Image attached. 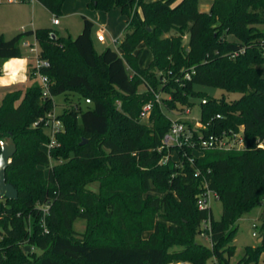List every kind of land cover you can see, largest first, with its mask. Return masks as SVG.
<instances>
[{
    "label": "trees",
    "instance_id": "trees-1",
    "mask_svg": "<svg viewBox=\"0 0 264 264\" xmlns=\"http://www.w3.org/2000/svg\"><path fill=\"white\" fill-rule=\"evenodd\" d=\"M37 1L59 16L67 0ZM87 5L102 12L120 9L126 18L116 50L106 47L98 54L95 23L87 17L76 38L51 28L21 31L11 40L0 36V64L29 57L32 82L0 100V142L11 137L17 145L7 182L19 192L18 200L0 202V264H211L214 259L230 264L238 221L263 206L256 227L261 242L247 247L238 262L259 264L264 0H213L208 12L200 11L199 0H89ZM30 37L50 62L43 70L49 96L35 79L33 57L22 50ZM142 46L152 54L146 67L140 63ZM201 87L240 98H215ZM152 90L162 93L161 102ZM62 94L61 147L49 154L48 131L34 123L54 111V97ZM197 98L205 128L179 119L192 129L195 145L167 149L163 139L174 121L167 112L183 114ZM149 102L146 122L142 112ZM241 127L244 149H200V137L237 133ZM208 191L223 203L220 220H214L211 207L198 204ZM45 203L51 204L48 233L38 207ZM80 219L84 232L74 228Z\"/></svg>",
    "mask_w": 264,
    "mask_h": 264
},
{
    "label": "rangeland",
    "instance_id": "rangeland-1",
    "mask_svg": "<svg viewBox=\"0 0 264 264\" xmlns=\"http://www.w3.org/2000/svg\"><path fill=\"white\" fill-rule=\"evenodd\" d=\"M213 0H199V9L201 11V7H204L207 4H212ZM84 3V6H87L89 0H72L71 4H68L66 10L63 9V12L59 16H55L51 14L46 8L41 6L38 1L33 2L34 5H37L39 11L36 13V19H33V11L31 9L33 3L32 2H15L9 3L8 0H2L0 2V36H3L7 40H11L14 38L19 32L26 31V30H36L38 28H51L57 32V34L61 37H72L76 38L84 28V20L83 16H87L90 18L86 13L77 12L78 6L80 3ZM90 9V8H89ZM66 11V12H65ZM97 11V10H96ZM203 12H208L203 11ZM88 13V12H87ZM105 15L104 17L109 22H111L113 27L118 26L119 22L122 23V17L116 16L114 12H103ZM117 17V19H115ZM54 18L60 20V26H54L52 24ZM124 25H122L123 27ZM95 30L93 32V35ZM124 37V36H123ZM27 40L28 42L34 44L37 48H39L38 43L35 40V37H30ZM187 41V40H186ZM94 46L98 54H101L106 47H111L114 50L117 49V46H114L111 43H108L107 46L100 44L97 40L94 39ZM143 53L141 56V64H147L150 60L149 50L146 46H142ZM187 48V47H186ZM22 50L26 52V49L22 47ZM33 57V55H31ZM13 62V61H12ZM17 61H15L16 63ZM13 66L7 64V68L11 69ZM32 82H29L30 86ZM27 86V87H28ZM26 87V88H27ZM24 88V90L26 89ZM145 86L140 87V91H145ZM200 90L207 93V95L215 97V98H222L225 97L227 100L232 101L235 99H239V94L228 93L227 91L214 88V87H201ZM3 92L0 93V96ZM1 98V97H0ZM55 103V112L56 114H61L63 109L66 105V97L64 94L54 97ZM190 113H179V112H167L170 118L173 120L178 119H187L191 122H195V126L200 127L201 123L199 119L201 117V99L197 98L194 100V104L192 107L189 108ZM144 121L148 122V117L144 119ZM174 157L175 154H172ZM48 169L46 170V173ZM208 206L211 207L212 215L214 220H220L223 213V203L222 201L217 198V196L211 192L208 196ZM263 212V206H257L250 210L249 212L245 213L243 217L238 221V231L234 238V245L236 246V253L235 256L232 258V264H238L237 262L241 260L245 254V250L247 247L252 246L255 247L258 243V229H254L253 224L260 225L261 220L260 216ZM74 228L77 231L84 232L86 230V223L84 220H77L74 223ZM256 233L257 235H255ZM147 236V234H146ZM199 241L205 243L206 245H211L209 239L204 237H199ZM168 264H189L187 262H171ZM259 264H264V254L260 258Z\"/></svg>",
    "mask_w": 264,
    "mask_h": 264
},
{
    "label": "built area",
    "instance_id": "built-area-1",
    "mask_svg": "<svg viewBox=\"0 0 264 264\" xmlns=\"http://www.w3.org/2000/svg\"><path fill=\"white\" fill-rule=\"evenodd\" d=\"M19 1L20 0H8L9 3H15ZM21 1L33 3V2H36L37 0H21ZM0 2H2V0H0ZM53 23L55 25H59L60 20L57 18H54ZM103 38H104L103 36H99V40H103ZM23 47L26 48L30 52L31 55H33V63L36 69L35 79L43 87L44 95L49 96L50 95V79L48 75L43 73V70L50 67V62L40 57V50L34 44L28 41H24ZM188 77L190 76L188 75ZM154 93H155L156 101L161 102L162 93L161 92H154ZM86 102L90 103L91 101L87 99ZM203 103H206V100H203ZM152 107H153L152 102H149L148 104H146L143 108L142 116L148 117L150 115ZM184 113L189 114L190 109L187 108ZM217 118H221V116L217 115ZM39 125H42L47 129L49 137H50L49 142L45 144L46 151L50 154V152L53 149L61 147V143L58 140V136L64 131V124H63V121L59 118V115L56 114L55 109L52 113H49L46 117L41 118L39 121L34 123V127H38ZM199 128H205V126L201 124ZM192 139H193L192 129L189 128L186 124L179 122V119H178V120L173 121V125L170 131L167 133V135L163 139V144H164V147H166L167 149H170L171 147H175V146L181 147L186 142L191 143ZM198 143H199V147L201 150H233V149L242 150L245 148V142L243 138V128L241 127L240 131L237 133L236 132H229V133L224 132L221 134V136L211 135L208 138L200 137ZM167 160H168V157L164 159V162H166ZM209 193L211 192L208 191L207 193H204L200 196L198 204L201 208L210 207L208 206ZM38 207L43 212L41 224L45 227V233H48L49 231L45 225H46V216L49 215L50 213L51 204L45 203V204L39 205ZM207 227H209V225ZM253 227L254 229H256L257 225L254 224ZM254 234L257 235L256 233ZM32 251H34V248H32ZM211 264H221V263L219 262L218 259H214V261Z\"/></svg>",
    "mask_w": 264,
    "mask_h": 264
},
{
    "label": "crops",
    "instance_id": "crops-1",
    "mask_svg": "<svg viewBox=\"0 0 264 264\" xmlns=\"http://www.w3.org/2000/svg\"><path fill=\"white\" fill-rule=\"evenodd\" d=\"M147 1L154 2L156 0H147ZM71 2L72 0H67L64 4L63 9L66 10L67 5L71 4ZM34 4L35 3H33L31 9L34 14L33 19H36V13L39 11V8L37 5H34ZM83 4L84 3L82 2L80 3L77 9V12L86 13L90 18H88L87 16H83V17H87L88 19L92 20L95 23V27H94L95 33L93 35V38L104 46H107L108 43H111V45L113 44L114 46H117L123 39L124 31L126 27V18L122 16L120 9L111 11L117 14L116 16L122 17V23L119 22L118 26L113 27L111 22H109V20H107L106 22V18L104 17L105 15H102L104 14L102 11H96V10L89 9L88 5L84 6ZM40 5L43 6L42 4ZM210 8H211V4H207L204 7H201V11H207V10L209 11ZM115 19H117V17H115ZM52 24L54 26H60L61 22L59 25H55L53 22ZM122 25L124 26L122 27ZM99 36H103L104 37L103 40H99ZM25 41H29V40L26 39ZM26 53L30 54V52L27 49H26ZM149 54H150V60L147 62V64H142L141 65L142 67L148 66V64L151 62L152 54L150 51H149ZM15 61L17 62L15 63ZM29 63H30V59L29 57H26V58H14L3 64H0V72H1L0 93L3 92V94L0 96L1 97L0 100L6 95V93L16 88L24 89L29 85V82H30L28 79ZM7 64L12 65L13 67L11 69H8ZM258 242H259V238H258ZM230 264L232 263L230 262Z\"/></svg>",
    "mask_w": 264,
    "mask_h": 264
},
{
    "label": "water",
    "instance_id": "water-1",
    "mask_svg": "<svg viewBox=\"0 0 264 264\" xmlns=\"http://www.w3.org/2000/svg\"><path fill=\"white\" fill-rule=\"evenodd\" d=\"M2 152L0 155V202L4 200H18L19 192L11 183L7 182L6 171L12 162V158L17 152V145L13 138L7 139L1 144ZM261 242V239H259Z\"/></svg>",
    "mask_w": 264,
    "mask_h": 264
},
{
    "label": "clouds",
    "instance_id": "clouds-1",
    "mask_svg": "<svg viewBox=\"0 0 264 264\" xmlns=\"http://www.w3.org/2000/svg\"><path fill=\"white\" fill-rule=\"evenodd\" d=\"M0 144H2V142H0Z\"/></svg>",
    "mask_w": 264,
    "mask_h": 264
}]
</instances>
